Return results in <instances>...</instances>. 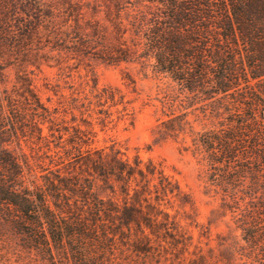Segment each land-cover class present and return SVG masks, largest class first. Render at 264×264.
Instances as JSON below:
<instances>
[{"label":"trees","instance_id":"obj_1","mask_svg":"<svg viewBox=\"0 0 264 264\" xmlns=\"http://www.w3.org/2000/svg\"><path fill=\"white\" fill-rule=\"evenodd\" d=\"M95 63L160 81L151 135L191 138L206 225L160 163L93 146V116L127 107ZM194 103L211 129L184 120ZM0 264H264V0H0Z\"/></svg>","mask_w":264,"mask_h":264},{"label":"rangeland","instance_id":"obj_2","mask_svg":"<svg viewBox=\"0 0 264 264\" xmlns=\"http://www.w3.org/2000/svg\"><path fill=\"white\" fill-rule=\"evenodd\" d=\"M93 72L99 89L103 87L115 88L119 90L124 97L123 101L127 103L126 110L122 112L120 105L111 108V115L103 127L94 119L96 116H93V130L96 133L93 146L102 147L114 141L126 149L129 157L138 155L143 162L152 160L155 163H160L164 171L178 181L182 190L192 196L196 208V221L206 225L210 211L217 207L218 202L202 193L198 175L204 172L205 167L200 162L199 156L192 151L191 138L185 136L183 140L155 142L151 135L156 121L162 118L159 103L155 100L156 97H159L160 81L152 77L150 71H146V75H144L138 67L133 65L110 66L95 63ZM126 73L136 81L135 92L131 86H127ZM83 74V70L73 72L71 78H67L66 81L70 84L74 82L76 86L79 82L78 75ZM32 78L36 89L40 91L42 100L47 102V99L50 98L51 101L47 104L54 107L57 98L44 90L42 84L43 78L55 82L58 79L57 71L43 68L41 73H35ZM70 84L66 85L60 82L62 95L68 97L71 92L68 88ZM198 108L199 104L194 103L188 109L182 110L185 115L184 120L190 123L194 131L202 132L211 129L209 122L201 119ZM225 230L222 222H217L210 227L209 245L211 247L215 246L216 235L225 232ZM190 231L196 239L198 231L195 228H190ZM204 242L205 240H202V243Z\"/></svg>","mask_w":264,"mask_h":264}]
</instances>
